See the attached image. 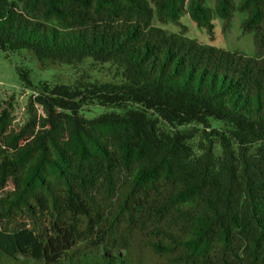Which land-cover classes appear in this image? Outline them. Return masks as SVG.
Here are the masks:
<instances>
[{"label":"trees","instance_id":"trees-1","mask_svg":"<svg viewBox=\"0 0 264 264\" xmlns=\"http://www.w3.org/2000/svg\"><path fill=\"white\" fill-rule=\"evenodd\" d=\"M233 12L253 55L180 21ZM22 49L114 80L16 67L33 92L18 123L0 101V264H264V0H0V50Z\"/></svg>","mask_w":264,"mask_h":264},{"label":"rangeland","instance_id":"rangeland-1","mask_svg":"<svg viewBox=\"0 0 264 264\" xmlns=\"http://www.w3.org/2000/svg\"><path fill=\"white\" fill-rule=\"evenodd\" d=\"M208 5L213 6L214 0H207ZM242 16L233 12L232 20L225 24L222 19L213 16L212 30L199 27L188 14L182 15L180 21L186 27V35L198 40L200 43L211 44L217 47L240 50L247 54H255L253 35L243 32L240 28ZM161 26L171 31H178L179 26L173 23H162ZM17 66H24L30 70V79L35 84L46 80L50 83L71 84L80 79L112 81L113 68L109 63L96 64L87 59L82 64L40 62L36 56L22 49L17 52H4L0 50V101L9 99L13 95L15 121L24 120V108L29 95L33 92L32 87H26L16 70ZM104 107L94 105L90 109H84L88 117L104 112Z\"/></svg>","mask_w":264,"mask_h":264}]
</instances>
